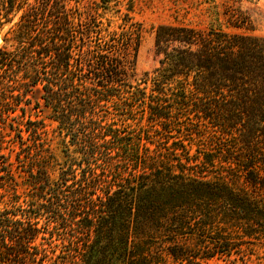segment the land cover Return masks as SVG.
<instances>
[{
    "label": "trees",
    "instance_id": "1",
    "mask_svg": "<svg viewBox=\"0 0 264 264\" xmlns=\"http://www.w3.org/2000/svg\"><path fill=\"white\" fill-rule=\"evenodd\" d=\"M68 2L0 0V108L38 93L57 124L49 145L44 121L10 125L26 187L0 150V264H182L264 245V37L162 25L160 67L139 83L140 27L111 33Z\"/></svg>",
    "mask_w": 264,
    "mask_h": 264
},
{
    "label": "rangeland",
    "instance_id": "2",
    "mask_svg": "<svg viewBox=\"0 0 264 264\" xmlns=\"http://www.w3.org/2000/svg\"><path fill=\"white\" fill-rule=\"evenodd\" d=\"M68 3L70 7L77 8L82 20L88 17L89 12L93 11L92 8L95 11L98 8L99 19L103 21L104 28L111 33L123 32L127 17L131 18V23L140 27L141 45L134 72L135 79L139 83L146 74L152 75L160 67L162 55L156 50V35L162 25H186L200 29L219 28L230 33L264 37V0H109L108 4H103L102 0H71ZM20 15L21 13L18 14ZM18 16L14 22L18 21ZM236 22L241 25V29L231 25ZM11 26L12 24L5 25L0 37L3 38ZM4 45L5 43L0 45V48ZM29 99L30 104L23 103L14 107L15 110L0 108L1 155L5 156V161L14 164L15 184L20 194L25 190L26 181L20 173L21 168L17 166L20 148L16 132L11 130L10 125H17L16 118L25 121L28 119L44 121L45 128L41 132L43 139H47V145L50 143L48 140L54 139L53 130L57 127L56 123L47 118V112L38 109L36 104L43 103L40 94L31 93ZM57 142L56 138L53 143L55 147L59 146ZM57 176L58 172H54L53 178ZM27 199L29 200V197ZM169 263L179 264L174 263L172 259ZM182 264H264V245L255 241L242 243L229 253L217 254L210 259L192 258L183 261Z\"/></svg>",
    "mask_w": 264,
    "mask_h": 264
},
{
    "label": "water",
    "instance_id": "3",
    "mask_svg": "<svg viewBox=\"0 0 264 264\" xmlns=\"http://www.w3.org/2000/svg\"><path fill=\"white\" fill-rule=\"evenodd\" d=\"M4 43V40L2 37H0V45H2Z\"/></svg>",
    "mask_w": 264,
    "mask_h": 264
}]
</instances>
